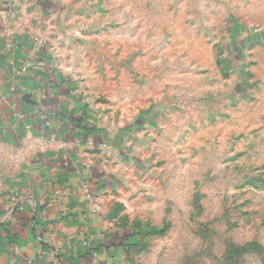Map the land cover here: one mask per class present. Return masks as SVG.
<instances>
[{
    "label": "rangeland",
    "instance_id": "1",
    "mask_svg": "<svg viewBox=\"0 0 264 264\" xmlns=\"http://www.w3.org/2000/svg\"><path fill=\"white\" fill-rule=\"evenodd\" d=\"M41 2L121 137L89 201L135 264H264V0Z\"/></svg>",
    "mask_w": 264,
    "mask_h": 264
},
{
    "label": "crops",
    "instance_id": "2",
    "mask_svg": "<svg viewBox=\"0 0 264 264\" xmlns=\"http://www.w3.org/2000/svg\"><path fill=\"white\" fill-rule=\"evenodd\" d=\"M42 4L0 0V264L139 263L128 227L86 199L107 188L103 153L121 137L80 93L89 81L57 47Z\"/></svg>",
    "mask_w": 264,
    "mask_h": 264
},
{
    "label": "built area",
    "instance_id": "3",
    "mask_svg": "<svg viewBox=\"0 0 264 264\" xmlns=\"http://www.w3.org/2000/svg\"><path fill=\"white\" fill-rule=\"evenodd\" d=\"M25 71H26V69L24 67H21V68L16 69V72L15 73L19 74V73H23ZM86 199H88V203L89 204L92 203V201H89L90 200V197H86ZM91 207H92V211L93 212H98V210H99L98 207L94 206L93 203L91 204ZM94 256H96L95 253H94Z\"/></svg>",
    "mask_w": 264,
    "mask_h": 264
},
{
    "label": "trees",
    "instance_id": "4",
    "mask_svg": "<svg viewBox=\"0 0 264 264\" xmlns=\"http://www.w3.org/2000/svg\"><path fill=\"white\" fill-rule=\"evenodd\" d=\"M126 241H127V239L126 238H124ZM123 246H127V242H125V245L123 244Z\"/></svg>",
    "mask_w": 264,
    "mask_h": 264
}]
</instances>
